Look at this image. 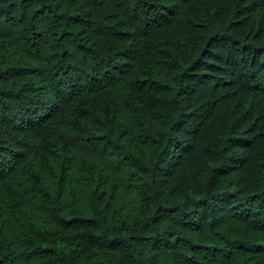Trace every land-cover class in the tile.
Segmentation results:
<instances>
[{
    "label": "trees",
    "instance_id": "trees-1",
    "mask_svg": "<svg viewBox=\"0 0 264 264\" xmlns=\"http://www.w3.org/2000/svg\"><path fill=\"white\" fill-rule=\"evenodd\" d=\"M0 264H264V0H0Z\"/></svg>",
    "mask_w": 264,
    "mask_h": 264
}]
</instances>
